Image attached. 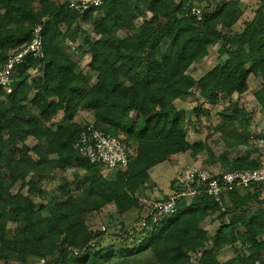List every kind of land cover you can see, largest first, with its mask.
I'll return each instance as SVG.
<instances>
[{
	"label": "trees",
	"instance_id": "obj_1",
	"mask_svg": "<svg viewBox=\"0 0 264 264\" xmlns=\"http://www.w3.org/2000/svg\"><path fill=\"white\" fill-rule=\"evenodd\" d=\"M69 1L0 0V70L38 26L43 41V56L13 69L9 92L0 87V264H264V183L229 191L223 209L203 193L180 197L171 218L154 216L141 194L152 168L185 152L204 151L224 170L257 167L254 145L232 137V124H248L236 102L218 112L213 129L227 149L249 144L229 159L227 152L215 157L205 141L186 140L185 112L174 101L195 89L213 106L259 79L253 96L264 108V0L237 32L238 0H106L82 14ZM203 3L197 20L190 10ZM84 23L92 37L66 45L77 43ZM216 45L217 64L192 77L190 66ZM73 53L89 56L87 71ZM81 111L87 119L76 121ZM89 123L124 144L125 169L107 176L73 148ZM66 169L71 179L61 177L58 193H47ZM109 205L116 231L87 225V214ZM130 212L144 226L127 227L122 218ZM207 219L218 222L213 234L202 225ZM226 246L232 257L219 258Z\"/></svg>",
	"mask_w": 264,
	"mask_h": 264
},
{
	"label": "rangeland",
	"instance_id": "obj_2",
	"mask_svg": "<svg viewBox=\"0 0 264 264\" xmlns=\"http://www.w3.org/2000/svg\"><path fill=\"white\" fill-rule=\"evenodd\" d=\"M62 1V0H59ZM205 5L204 3L202 5H199L202 7ZM142 20L137 19L136 23H140ZM240 25V24H239ZM88 24L84 23L81 27V31H79L78 35V41L76 44H71L69 41H66V45L72 46L73 48L76 45H79L83 40H86L90 37H92L91 34H88L87 31ZM88 32V33H87ZM118 36L123 37V33H118ZM217 47L212 46L206 57H204L202 60H199L195 63H193L190 68L188 69V73L191 74L192 77L195 79H198L200 76H202L207 70H209L211 67H213L218 62V53H217ZM166 47H164L165 49ZM72 58L75 57V53L71 56ZM76 59V58H75ZM88 56H81V58H77L76 61L80 66H82L83 71H87L85 67V62L88 60ZM30 75L32 77H40L39 73L31 71ZM259 88V79L257 80H251L250 87L248 91L242 95L233 94L229 99L228 98H221L218 100L217 105H207L204 103L198 96L197 90L193 89L188 95L181 97L174 101V105L177 109L183 110L185 112V117L187 118V124L189 129L186 128L189 132V140L194 141L196 139L207 141L206 143L211 149V144L213 141L216 143L215 140H217L218 145L215 147H212L216 155L221 154L225 151V147L222 145L221 142H218L217 138L213 137V127L217 123V111L222 110L224 107H227L230 103L236 102L238 105V108L241 110V112L246 113V118L248 121V130L247 131H240L238 130V126L234 128L232 132V137H240L242 139H245L248 142V140L252 141L254 137L258 133L264 132V108H261L258 102L255 100L253 93ZM61 119V113L55 117L51 123H55L56 121ZM85 120L87 119V116L84 114V112H79L75 116V120ZM235 124V123H234ZM236 129V130H235ZM213 136V137H212ZM35 143V140L29 138L27 140V144L29 146H32ZM224 144V143H223ZM221 145V147H219ZM250 145H252L250 143ZM248 145H238L239 148L231 149V155L236 154H242L243 151H246L248 148ZM226 152V151H225ZM215 156V155H214ZM210 159L206 155L205 152H202L199 154V156L195 157L192 155L182 156V155H176L172 156L170 160L165 161L154 168H152L149 172L150 180L147 183L146 188L142 190V198L147 200L148 204L150 205L152 201L156 199H162L161 194L168 193L170 191V184L174 180V177L176 176L177 171L183 169L186 166H200V167H207V168H219L224 169V167L218 163V162H210ZM71 172L72 169H66L64 171H58L53 176V179L51 182L46 186L45 191L47 193L53 192L54 194L58 193V185L61 182V177L71 179ZM113 171L107 170L103 168V173H105L107 176L112 175ZM156 184V189H153V182ZM20 182L16 183L14 187L12 188V192H15L19 188ZM23 193L26 192V189L24 188L22 190ZM158 196V198H156ZM264 196V194H263ZM34 201L39 205L40 203H44L45 199L34 197ZM224 205H227V202H224ZM114 207L112 205H109L105 208H103L98 213H89L85 216V221L88 226H90L93 230L100 229L104 227L106 232H113L118 229L117 221L115 220V217L113 215ZM141 214L137 215L135 212H130L128 215H126L123 219L124 224L127 227H134L138 228ZM173 215L168 214L167 217L171 218ZM203 227H205L209 233L213 234L214 231L218 227L217 221H210V219L205 220L202 223ZM223 253L226 254L229 257H232L233 252L232 248L229 246L224 247ZM226 255L220 256V258L227 257ZM191 260H196V255L191 254ZM24 264H30L28 260ZM41 264V262L37 263Z\"/></svg>",
	"mask_w": 264,
	"mask_h": 264
},
{
	"label": "built area",
	"instance_id": "obj_3",
	"mask_svg": "<svg viewBox=\"0 0 264 264\" xmlns=\"http://www.w3.org/2000/svg\"><path fill=\"white\" fill-rule=\"evenodd\" d=\"M105 1L70 0L68 7L82 14L91 7L101 6ZM190 15L200 20L202 7H192ZM42 56L43 41L41 28L38 26L31 32V40L22 50L9 54L3 69L0 70V87L9 92L13 69L24 64L26 57L40 58ZM251 143L256 148V153L252 155L257 161L255 169L224 170L186 166L176 173V190L171 192L165 200L156 199L149 205L154 216L173 213L176 210V201L180 197L201 193L212 197L223 209L225 197L229 191L264 183V137L258 133ZM73 148L90 163L98 164L110 171L125 169L128 163V152L124 144L118 138L94 129L91 123L80 132ZM140 225L144 226V222H140ZM101 230H104V227Z\"/></svg>",
	"mask_w": 264,
	"mask_h": 264
},
{
	"label": "crops",
	"instance_id": "obj_4",
	"mask_svg": "<svg viewBox=\"0 0 264 264\" xmlns=\"http://www.w3.org/2000/svg\"><path fill=\"white\" fill-rule=\"evenodd\" d=\"M262 1L263 0H238V4H239V6H240V8L242 9V11H243V14H242V16H241V18H240V20L233 26V31L234 32H237V31H240L241 29H242V27H243V22H246V21H249V20H251L252 18H253V16H254V14H255V11H256V9H257V7H259L261 4H262ZM263 12H264V9H263ZM138 19H140V18H138ZM240 24V25H239ZM118 33H120V32H118ZM84 56H86V55H84ZM88 56V55H87ZM78 58L76 55H75V57H73V59L76 61V59ZM88 58H89V56H88ZM89 61V59L85 62V65L87 64V62ZM80 67H82V66H80ZM83 68V67H82ZM201 77V76H200ZM177 100V99H176ZM175 100V101H176ZM218 103V102H217ZM217 103H216V105H217ZM208 105V104H207ZM261 107V106H260ZM262 108V107H261ZM220 111V110H219ZM219 111H217V115H218V112ZM244 115H245V120L247 121V118H246V113L244 112ZM187 118H186V125H185V128H184V133H185V135H186V140L189 142V143H193V142H196V141H202V140H198V139H196V140H194V141H190L189 140V132L190 131H188L186 128H188L189 129V127H188V125L189 124H187ZM219 123V119H218V116H217V123L214 125V127H213V129L215 128V126L217 125ZM247 123H248V121H247ZM236 126H238V130H240V131H247L248 130V124H247V126H243V125H240L238 122H235V124H232L231 125V127H230V129H231V131L233 132V130H234V128H236ZM247 129V130H246ZM236 130V129H235ZM214 135V134H213ZM213 137V136H212ZM214 138H217L218 139V142H221L222 143V145L225 147V145L223 144V141L221 140V135H220V133L219 134H217V135H215L214 137H213V139ZM247 138V137H246ZM240 139H242V138H240ZM243 140V139H242ZM216 141V143L213 141V143L210 145L211 146V151L213 152V155H215V157H218L219 155H216L215 154V152H214V150L212 149V147H215L216 145H218V143H217V140H215ZM202 142H204V141H202ZM207 142V141H206ZM205 142V144L208 146V144ZM248 142H250L251 143V141L250 140H248ZM209 147V146H208ZM219 147H221V145L219 146ZM210 148V147H209ZM234 148H239L238 147V145L237 146H235V147H231V148H226L225 147V151L228 153V158L229 159H231L232 157H235V156H240V155H243V154H245L246 153V151H247V149H246V151H243V153L242 154H236V155H231V149H234ZM224 151V152H225ZM202 152H204V151H202ZM201 152V153H202ZM201 153H199V154H201ZM223 153V152H222ZM221 153V154H222ZM191 155V153L190 152H185V153H183V154H179V155H182V156H187V155ZM199 154H197V155H194L195 157H197V156H199ZM207 155V154H206ZM176 156V155H175ZM212 162H218L217 160H214V161H212ZM211 162V163H212ZM219 163V162H218ZM175 178H176V176L174 177V180H175ZM149 181H151L150 180V176H149ZM153 182V181H152ZM154 187H153V189H156V184H155V182H153V184H152ZM169 188H170V191L168 192V193H164V194H161V196H162V198H164V197H167L171 192H172V188H171V186H169ZM263 194H264V191H263ZM156 198H158V196L156 197ZM224 249V248H223ZM223 249L221 250V252H219V258H220V256H222L223 257V255H226V254H224L223 253ZM227 256V255H226ZM225 258H230L229 256H227V257H225Z\"/></svg>",
	"mask_w": 264,
	"mask_h": 264
},
{
	"label": "water",
	"instance_id": "obj_5",
	"mask_svg": "<svg viewBox=\"0 0 264 264\" xmlns=\"http://www.w3.org/2000/svg\"><path fill=\"white\" fill-rule=\"evenodd\" d=\"M226 58H227V56H226V55H224V56L222 57V60L224 61Z\"/></svg>",
	"mask_w": 264,
	"mask_h": 264
}]
</instances>
